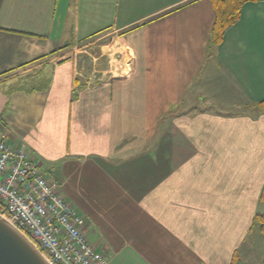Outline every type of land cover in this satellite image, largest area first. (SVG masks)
Here are the masks:
<instances>
[{
	"label": "crops",
	"instance_id": "0c3cea01",
	"mask_svg": "<svg viewBox=\"0 0 264 264\" xmlns=\"http://www.w3.org/2000/svg\"><path fill=\"white\" fill-rule=\"evenodd\" d=\"M215 17L211 0H0V138L107 264H264V0L210 48ZM12 119L32 121L23 140Z\"/></svg>",
	"mask_w": 264,
	"mask_h": 264
},
{
	"label": "built area",
	"instance_id": "2783aa9c",
	"mask_svg": "<svg viewBox=\"0 0 264 264\" xmlns=\"http://www.w3.org/2000/svg\"><path fill=\"white\" fill-rule=\"evenodd\" d=\"M0 214L51 264H107L76 206L28 153L0 138Z\"/></svg>",
	"mask_w": 264,
	"mask_h": 264
},
{
	"label": "water",
	"instance_id": "95a60500",
	"mask_svg": "<svg viewBox=\"0 0 264 264\" xmlns=\"http://www.w3.org/2000/svg\"><path fill=\"white\" fill-rule=\"evenodd\" d=\"M0 264H51L39 247L0 214Z\"/></svg>",
	"mask_w": 264,
	"mask_h": 264
},
{
	"label": "trees",
	"instance_id": "16d2710c",
	"mask_svg": "<svg viewBox=\"0 0 264 264\" xmlns=\"http://www.w3.org/2000/svg\"><path fill=\"white\" fill-rule=\"evenodd\" d=\"M215 10V22L211 31L209 46L215 48L219 46L225 37L227 30L233 26L241 17L243 5L251 1L260 0H211ZM264 108V101L259 103ZM261 198L264 200V188ZM256 224L260 226L264 234V214L255 217ZM235 264V263H233Z\"/></svg>",
	"mask_w": 264,
	"mask_h": 264
},
{
	"label": "rangeland",
	"instance_id": "374dc122",
	"mask_svg": "<svg viewBox=\"0 0 264 264\" xmlns=\"http://www.w3.org/2000/svg\"><path fill=\"white\" fill-rule=\"evenodd\" d=\"M37 85H39V89H43V88H46L45 86L47 85V82H46V80L41 79ZM31 122L30 123L25 122V121L20 120V119L19 120L12 119L9 121L7 120L6 121L7 125L4 124V126H5L4 128H6V131H8L11 135L14 134L15 136H17L18 138L23 140L24 136L30 130V127H27V123L32 124ZM1 123H2V121L0 120V128H2Z\"/></svg>",
	"mask_w": 264,
	"mask_h": 264
}]
</instances>
